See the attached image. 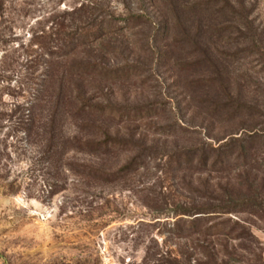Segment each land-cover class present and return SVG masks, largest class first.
<instances>
[{"label": "rangeland", "instance_id": "374dc122", "mask_svg": "<svg viewBox=\"0 0 264 264\" xmlns=\"http://www.w3.org/2000/svg\"><path fill=\"white\" fill-rule=\"evenodd\" d=\"M186 261L264 264V0H0V264Z\"/></svg>", "mask_w": 264, "mask_h": 264}, {"label": "trees", "instance_id": "16d2710c", "mask_svg": "<svg viewBox=\"0 0 264 264\" xmlns=\"http://www.w3.org/2000/svg\"><path fill=\"white\" fill-rule=\"evenodd\" d=\"M89 2L82 3L79 7L74 8L70 12V15L73 17L72 19L73 24H76V21H82V19H84L83 20L84 23L89 20L91 21V19L95 16V12L98 10V6L94 5L92 2L90 4ZM112 22L115 23V20H113ZM105 31H111V29ZM101 36L103 35L93 34L91 29L87 30V32H85L84 34H78L76 31H73L71 34H68L66 41L64 42V45L58 48V54L56 58L63 59L73 56L76 54L78 49L89 46V44L93 42L92 40L94 38H96L95 41H97L101 38ZM95 173L99 174V172L97 171ZM212 213H215L213 208H195L194 210L191 209H186L185 211L182 210L181 212H178L176 216L183 215V216L194 217L199 215V217L194 218V220H192L187 224L186 229H189L190 231H194V232L198 231L197 233L201 237H206V233L209 230H211V227L204 225L209 218L208 215ZM220 213H229V210H223V212ZM185 264H188L187 261Z\"/></svg>", "mask_w": 264, "mask_h": 264}]
</instances>
